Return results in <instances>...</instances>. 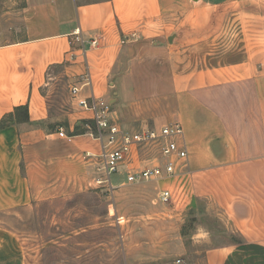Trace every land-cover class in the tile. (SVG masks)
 <instances>
[{
  "label": "crops",
  "instance_id": "obj_1",
  "mask_svg": "<svg viewBox=\"0 0 264 264\" xmlns=\"http://www.w3.org/2000/svg\"><path fill=\"white\" fill-rule=\"evenodd\" d=\"M201 45L219 60L181 68L180 54ZM87 65L92 85L82 96L109 100L122 126L183 125L187 158L164 179L175 216L219 224L194 233L208 245L204 263L264 264V0H23L0 8V212L93 185L97 158L86 153L99 154L101 144L82 123L91 112L70 93ZM56 69L69 88L59 115L47 94ZM25 105L28 121L1 127ZM23 255L19 235L0 226V264H24Z\"/></svg>",
  "mask_w": 264,
  "mask_h": 264
},
{
  "label": "rangeland",
  "instance_id": "obj_2",
  "mask_svg": "<svg viewBox=\"0 0 264 264\" xmlns=\"http://www.w3.org/2000/svg\"><path fill=\"white\" fill-rule=\"evenodd\" d=\"M22 4L23 0H0V8ZM214 47L206 49L214 54ZM205 55L202 45L199 51H185L180 67L219 60ZM56 72L47 94L59 115L68 108L69 88L61 71ZM158 180L127 182L124 174H114V194L92 185L83 192L33 202L31 208L4 209L0 226L19 235L24 264H205L208 245L195 240L194 233L201 226L218 229L219 224L209 215L175 216V206L158 199L171 184ZM117 215L124 223L116 221Z\"/></svg>",
  "mask_w": 264,
  "mask_h": 264
},
{
  "label": "built area",
  "instance_id": "obj_3",
  "mask_svg": "<svg viewBox=\"0 0 264 264\" xmlns=\"http://www.w3.org/2000/svg\"><path fill=\"white\" fill-rule=\"evenodd\" d=\"M85 43L83 37H78ZM90 47H97L98 41H89ZM87 49L83 46V52ZM92 85L90 67L70 87V93L82 109L90 111L96 129L90 127V135L101 144L99 154L86 153L88 157H96L92 183L94 188L114 194L117 188L113 175H125L127 182H143L170 178L181 169L187 158L185 130L178 122H171L159 128L142 127L139 129L125 127L113 117V105L104 98L92 94L82 96L84 87ZM63 136L64 131L61 129ZM161 202H171L172 191L161 190L158 197ZM116 221L124 223L125 218L117 215Z\"/></svg>",
  "mask_w": 264,
  "mask_h": 264
},
{
  "label": "trees",
  "instance_id": "obj_4",
  "mask_svg": "<svg viewBox=\"0 0 264 264\" xmlns=\"http://www.w3.org/2000/svg\"><path fill=\"white\" fill-rule=\"evenodd\" d=\"M30 119L29 117V111H28V107L25 106H19L16 108L15 113H13L12 115L8 116L7 118L3 119L2 123H1V127H4L5 125H7L8 122H23V121H28ZM83 124H89L94 130L96 129L95 124L93 121L90 120H84L82 121ZM78 130L77 132L80 131L79 127H77Z\"/></svg>",
  "mask_w": 264,
  "mask_h": 264
}]
</instances>
